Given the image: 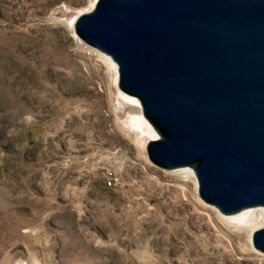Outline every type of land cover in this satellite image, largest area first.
I'll list each match as a JSON object with an SVG mask.
<instances>
[{
  "label": "rangeland",
  "instance_id": "rangeland-1",
  "mask_svg": "<svg viewBox=\"0 0 264 264\" xmlns=\"http://www.w3.org/2000/svg\"><path fill=\"white\" fill-rule=\"evenodd\" d=\"M96 1L0 0V264H264L255 208L149 159L158 134L68 22Z\"/></svg>",
  "mask_w": 264,
  "mask_h": 264
},
{
  "label": "water",
  "instance_id": "water-1",
  "mask_svg": "<svg viewBox=\"0 0 264 264\" xmlns=\"http://www.w3.org/2000/svg\"><path fill=\"white\" fill-rule=\"evenodd\" d=\"M74 28L139 100L153 164L192 167L224 215L264 207V0H97Z\"/></svg>",
  "mask_w": 264,
  "mask_h": 264
},
{
  "label": "bare ground",
  "instance_id": "bare-ground-1",
  "mask_svg": "<svg viewBox=\"0 0 264 264\" xmlns=\"http://www.w3.org/2000/svg\"><path fill=\"white\" fill-rule=\"evenodd\" d=\"M74 21L75 20H72V21H68V22H70L69 24L70 25H73L74 24ZM111 58V57H110ZM112 59V58H111ZM112 61H113V59H112ZM114 62V61H113ZM111 64L112 65H114V67L116 66V63L114 62V63H112L111 62ZM117 68V67H116ZM122 93H123V91H122ZM122 96H124L126 99H128V100H130V101H133V102H135V104L137 105V106H139V107H141L140 106V102H139V100L136 98V97H134V98H132V97H130V95H126L125 93H123V94H121ZM138 100V101H137ZM138 119H140V121H141V123H142V125H144L146 128H147V130H150V123H148V121H146L144 118H143V116H142V114L139 116V118ZM150 124V125H149ZM152 126V125H151ZM180 169H183V170H181L180 172H179V176H180V178L183 180V181H186V180H188V179H190V177L191 176H193V174L195 175V171H194V169L192 168V167H184V168H180ZM184 169H188V170H184ZM179 170V169H178ZM190 170H192V172H193V174L191 173V171ZM195 178H196V175H195ZM264 208V207H263ZM256 210H255V214H254V216H252L253 217V219L249 222V223H251V222H253L254 220H256V218H259V219H264V212H262L261 213V215L258 217V214H257V211H259V210H261L262 209V207H260V208H255ZM264 210V209H263ZM246 211V210H245ZM244 212V211H243ZM242 213V212H241ZM246 224H248V222H246ZM242 225H238V227H241ZM247 234H250V235H248V240L250 241V243H252V237H251V235L253 234V232L251 233V229H248V233ZM18 264H26V263H24V262H18Z\"/></svg>",
  "mask_w": 264,
  "mask_h": 264
}]
</instances>
